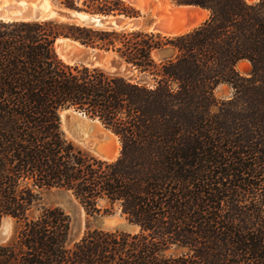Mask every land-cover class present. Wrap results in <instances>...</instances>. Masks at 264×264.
I'll use <instances>...</instances> for the list:
<instances>
[{
    "label": "trees",
    "instance_id": "obj_1",
    "mask_svg": "<svg viewBox=\"0 0 264 264\" xmlns=\"http://www.w3.org/2000/svg\"><path fill=\"white\" fill-rule=\"evenodd\" d=\"M59 1L141 15L125 0ZM176 2L210 17L178 35L0 21V223L16 220L0 264H264V0ZM61 38L115 53L152 80L67 63ZM222 84L232 97L216 96ZM70 108L120 137L116 160L67 139L60 110ZM54 189L96 212L100 200L120 204L140 230L89 228L74 240L70 216L43 204Z\"/></svg>",
    "mask_w": 264,
    "mask_h": 264
},
{
    "label": "rangeland",
    "instance_id": "obj_2",
    "mask_svg": "<svg viewBox=\"0 0 264 264\" xmlns=\"http://www.w3.org/2000/svg\"><path fill=\"white\" fill-rule=\"evenodd\" d=\"M125 1L141 11L140 18L143 21L141 29L149 32H151L149 24L157 20L155 11L161 8L164 9L163 6L167 4H171L172 6L177 4L176 0H147L148 7L145 12L130 1ZM247 1L249 3H254L259 0ZM29 2H31L33 7H39L45 11L51 8L58 9L63 7L59 0H29ZM23 3L28 4L25 0L21 1L22 5ZM52 20L64 21L59 18H52ZM72 41L73 40L67 38L59 39L57 42V51L65 62L75 64L68 60L66 54L74 50L75 46L82 47V45H79V42H77L79 44H76L74 43L75 41ZM107 56L109 62L101 65V67L106 70L118 71L134 80L135 78L140 79L142 77L147 80H152L148 75L140 74L137 70L133 71L128 69L126 63L119 61L115 53L109 52ZM155 56L157 57L158 55ZM113 63L121 67L116 68L113 66ZM238 70L242 75L249 77L252 74V65L249 61H241L238 64ZM215 94L219 99H227L234 95V89L229 84H222L217 87ZM60 117L62 130L65 136L82 151L97 158L109 161H114L120 156L122 150L120 137L106 127L99 119L92 118L88 114L74 108L61 109ZM43 204L46 206H59L70 216L72 222V238L74 240H80L89 228L99 227L106 230H122L127 232H138L140 230L137 225L128 221L126 215L122 213L120 204H115L113 206L106 200H100L98 206L102 209L100 212H96L87 209L71 192L54 189L44 192ZM106 210L109 211L107 212ZM15 229L16 220L13 217H2L0 223V243L8 241L14 235Z\"/></svg>",
    "mask_w": 264,
    "mask_h": 264
},
{
    "label": "water",
    "instance_id": "obj_3",
    "mask_svg": "<svg viewBox=\"0 0 264 264\" xmlns=\"http://www.w3.org/2000/svg\"><path fill=\"white\" fill-rule=\"evenodd\" d=\"M148 4L147 0H145ZM18 0L7 1L0 0V21H14V20H50L52 18H59L60 20L77 23L80 25L92 26L97 28H103L108 30H139L143 26V21L139 17H125L122 15H99L93 14L85 10L79 9H70L60 7L58 9L54 8L53 15L49 14L47 17L46 14H43L41 10L38 8L32 7L31 2L27 0L28 4L22 5L18 3ZM177 6H194L189 4H175ZM201 8V7H199ZM189 14V13H188ZM157 20L151 22L149 24V28L153 30L152 32L160 29V21L158 20L159 13L157 12ZM187 19H191L190 15H187ZM162 34V33H161ZM82 45V44H81ZM107 53L108 51H104L98 48L84 46L82 47H74V50L67 53V58L69 61L73 63L85 64L87 66H101L105 63L109 62ZM114 67L119 68L120 65L117 66L113 63ZM4 232V229H3Z\"/></svg>",
    "mask_w": 264,
    "mask_h": 264
},
{
    "label": "bare ground",
    "instance_id": "obj_4",
    "mask_svg": "<svg viewBox=\"0 0 264 264\" xmlns=\"http://www.w3.org/2000/svg\"><path fill=\"white\" fill-rule=\"evenodd\" d=\"M7 1L15 2V0H7ZM18 1H19L18 3L21 4L22 0H18ZM25 1H27V0H25ZM128 1L133 3L135 6L140 8L142 11L146 12L148 4L146 3L145 0H128ZM26 4L27 3H23V5H26ZM162 6H163V4H162ZM163 7H164V9L161 8L160 10L155 11V14H157V12L159 13L158 20L160 21V26H159L160 29L155 30V31H159L162 34H166V35H178V34L186 33L188 31L192 30L193 28L199 26L202 23V21H204L206 19V16H208L206 13L202 12V9L199 7L185 6V5H182V6L174 5V6H172L171 4H167ZM34 8H36V9L38 8L39 10H41L43 12V14L47 15V17H49V14L51 16L54 14L53 8L48 9L47 11H45L39 7H34ZM187 15H190L191 19H187ZM151 31H153V30H151ZM72 42H74V40ZM74 43L79 44L76 41ZM74 43H71V44L76 45ZM79 45H81V44H79ZM75 47H77V46H75ZM66 56H67V54H66Z\"/></svg>",
    "mask_w": 264,
    "mask_h": 264
},
{
    "label": "crops",
    "instance_id": "obj_5",
    "mask_svg": "<svg viewBox=\"0 0 264 264\" xmlns=\"http://www.w3.org/2000/svg\"><path fill=\"white\" fill-rule=\"evenodd\" d=\"M201 9H202V12H204V13H206L208 15V16H206V19L204 20V21H206L210 17V11L207 10V9H204V8H201Z\"/></svg>",
    "mask_w": 264,
    "mask_h": 264
}]
</instances>
